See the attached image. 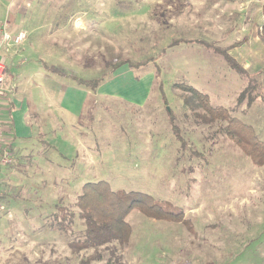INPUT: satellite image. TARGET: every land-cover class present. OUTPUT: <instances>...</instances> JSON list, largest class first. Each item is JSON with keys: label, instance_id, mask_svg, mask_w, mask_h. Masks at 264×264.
<instances>
[{"label": "rangeland", "instance_id": "obj_1", "mask_svg": "<svg viewBox=\"0 0 264 264\" xmlns=\"http://www.w3.org/2000/svg\"><path fill=\"white\" fill-rule=\"evenodd\" d=\"M263 3L24 0L27 29L39 26L33 35L45 37L44 48L59 53L61 88L77 85L74 77L105 78L103 83H110L105 93L111 95H90L80 114L74 93L67 95L74 104L62 103L61 95V167L50 170L61 175V185L52 184L35 200L7 204L0 199V264H79L92 255V248L76 251L69 246L82 235L78 218L64 232L51 225L58 205L72 208L82 185L101 179L114 190L144 192L157 202H170L173 210L184 211L186 222L131 210L129 242L119 246L120 258L108 264H264V165L254 164L220 132L224 123L197 118L196 101H185L191 93L174 87L185 83L206 93L213 105L225 106L251 124L264 141V68L252 74V81L259 82L257 99L238 103L249 77L216 50L232 56L241 52L243 57L245 45L231 48L247 31L261 49ZM47 34H53L48 41ZM255 44L251 40L247 56ZM19 46L28 50L31 44ZM246 59L240 60L243 67ZM123 60L148 63L137 69L123 66L112 75L113 65ZM157 65L169 106L154 76ZM169 107L186 147L173 133ZM41 205L45 209L40 215ZM107 257L93 264H106Z\"/></svg>", "mask_w": 264, "mask_h": 264}, {"label": "crops", "instance_id": "obj_2", "mask_svg": "<svg viewBox=\"0 0 264 264\" xmlns=\"http://www.w3.org/2000/svg\"><path fill=\"white\" fill-rule=\"evenodd\" d=\"M23 1L3 0L0 6V60L3 59L7 66V83L13 88V92L6 97L1 116L14 155L12 164L0 168V199L7 204L13 203L15 199L25 202L42 198L47 194V187L52 184L61 185V175L50 173L51 167H54L53 170L61 167V95L62 103L74 104L72 100L77 103L78 114L90 95H111L105 93L109 81L99 86L97 91L90 88L89 91L88 87L79 83L61 88V69L57 68V65H61L59 53L47 51L44 48L46 38L33 35V32H39V26L27 29L29 27H26L22 17L28 14L29 8H22ZM261 17L262 20V12ZM22 31L27 32L23 43L31 44L28 50H22L21 46L15 44H5L6 33L14 37ZM247 32L251 34V31ZM247 34L243 37L248 39L245 43L231 48L245 45L244 56H239L241 52L237 56L229 55L242 65L240 60L249 57L244 65L252 75L264 68V46L258 49V41ZM52 36L53 34H47V41ZM251 40L256 41V46L253 51H249L250 56H247ZM71 92L74 93L72 100L67 101V95ZM49 175L51 180H48ZM38 208H41L37 211L41 215L45 205ZM30 210L24 208L26 213Z\"/></svg>", "mask_w": 264, "mask_h": 264}, {"label": "trees", "instance_id": "obj_3", "mask_svg": "<svg viewBox=\"0 0 264 264\" xmlns=\"http://www.w3.org/2000/svg\"><path fill=\"white\" fill-rule=\"evenodd\" d=\"M263 19L260 24V35L264 41V5L262 7ZM247 37L235 43L236 46L242 45L247 41ZM217 51L224 54L230 65L237 69L239 74L249 77V84L238 95V103L245 100L248 104H252L257 99L256 91L259 88V82L252 81V75L231 55L227 54V50L216 48ZM148 63L132 62L131 60H123L119 64L113 65L111 69L112 75L123 66L131 69H137ZM156 80L159 81L160 69L154 74ZM251 77V78H250ZM82 86L97 91L99 86L104 82L105 78L82 79L73 78ZM136 80H139L136 78ZM162 81H159V90L162 95ZM174 87L180 88L187 93H191L194 99V114L197 118H201L206 123L219 121L221 123L220 132L228 136L238 145V147L252 160L257 166L264 165V141L259 138L255 128L236 116H233L228 108L222 105H213L209 96L198 90L192 85L185 83H174ZM163 97V95H162ZM163 102L168 105V101L163 97ZM203 111H197L196 109ZM169 121L171 128L177 140L182 147H186L187 143L184 139L181 128L177 123V118L172 109L169 107ZM170 202H157L153 197L144 192H127L124 190H114L110 183L106 180L87 181L82 185L81 192L77 195L76 201L72 208H66L58 205L54 215L55 221L52 223V229L65 230L66 227L74 224V221L80 220L83 227L82 235L76 240L69 242V246L73 249H89L92 248L94 253L80 260L79 264H93V261H104L105 255L108 254L106 264L110 263L113 258H120L118 255L119 246H123L129 242L132 234V227L127 221V216L133 209H138L149 218L164 221L185 222L184 211L173 210ZM61 214L63 216H61ZM62 218V220H61ZM186 223V222H185ZM68 224V225H67Z\"/></svg>", "mask_w": 264, "mask_h": 264}, {"label": "built area", "instance_id": "obj_4", "mask_svg": "<svg viewBox=\"0 0 264 264\" xmlns=\"http://www.w3.org/2000/svg\"><path fill=\"white\" fill-rule=\"evenodd\" d=\"M27 38V32L22 31L12 37L9 33L4 36L6 45L19 46ZM8 69L3 59L0 60V168L9 166L14 160L13 150L8 135L6 134L5 124L2 120V111L9 93L13 92V88L7 83ZM1 209V208H0Z\"/></svg>", "mask_w": 264, "mask_h": 264}]
</instances>
